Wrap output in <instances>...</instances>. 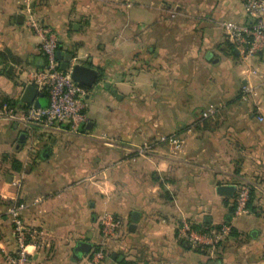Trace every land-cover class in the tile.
I'll use <instances>...</instances> for the list:
<instances>
[{
	"label": "crops",
	"instance_id": "0c3cea01",
	"mask_svg": "<svg viewBox=\"0 0 264 264\" xmlns=\"http://www.w3.org/2000/svg\"><path fill=\"white\" fill-rule=\"evenodd\" d=\"M28 1L69 64L99 76L78 131L0 116V264L16 250L8 209L20 201L35 231L30 264H264V78L254 79L260 113L240 99L245 64L221 26L250 20L242 1ZM22 2L0 0V110L19 106L25 74L45 63ZM250 62L264 68V47ZM227 183L233 193L219 194ZM239 184L250 188V210L235 216ZM104 211L122 219L115 236L101 231ZM183 220L232 230L204 249L180 235Z\"/></svg>",
	"mask_w": 264,
	"mask_h": 264
},
{
	"label": "built area",
	"instance_id": "2783aa9c",
	"mask_svg": "<svg viewBox=\"0 0 264 264\" xmlns=\"http://www.w3.org/2000/svg\"><path fill=\"white\" fill-rule=\"evenodd\" d=\"M244 13L250 18L248 22L239 23L232 20L221 21L227 39L233 44L240 55L244 69V82L240 87V99L251 101L254 108L261 113L258 102L256 77L264 78V68L251 64V58L264 47V0H241ZM28 4V0H24ZM36 17L29 13L26 17L28 27L36 31L41 38L40 47L46 56V62L42 66L30 69L25 74L26 84H34L47 99L45 105L36 106L34 103H25L23 106L6 104L0 110V116L10 117L21 122L24 126L38 125L46 130L65 129L68 131H78L80 125L87 121L85 97L88 87L74 80L70 75L71 64L63 69L56 56L58 50V39L56 33L48 26L40 24ZM264 81V80H263ZM215 105L207 106L202 114L204 116L212 113ZM258 119H264L263 114L258 115ZM162 139H167L177 146L178 140L171 135H164ZM37 142L30 141L28 148L33 149ZM142 153L147 149V145L138 148ZM16 185L19 180L13 181ZM250 188L247 184H239L234 197L233 215H241L249 212L248 200ZM23 201L13 203L9 206V213L13 222V232L16 239V250L8 254L9 264H30L28 239L35 234L34 230L26 228L21 218V211L24 208ZM122 219L114 214L104 211L100 216L101 231L104 236H115L122 225ZM232 230V223L224 221L219 226L211 229H197L188 220H183L178 231L181 236L187 239L193 246L200 248H212L227 238ZM100 251L92 254L90 263L100 256ZM133 264V263H127Z\"/></svg>",
	"mask_w": 264,
	"mask_h": 264
},
{
	"label": "water",
	"instance_id": "95a60500",
	"mask_svg": "<svg viewBox=\"0 0 264 264\" xmlns=\"http://www.w3.org/2000/svg\"><path fill=\"white\" fill-rule=\"evenodd\" d=\"M56 56L60 59L65 57V59L60 62V66L63 69L67 68L70 65L68 59L72 57V54H68L64 56L60 50H57ZM70 75L74 80L89 88L98 79L99 71L90 65L80 62H75L71 65ZM106 85H108V83H106ZM20 102L34 103V105L40 106V105H45L47 103V99L45 98L43 93L37 89V87L34 84L27 83L20 96ZM22 135L23 134H21V136ZM216 190L219 194L231 195L234 190V185L228 183L219 184L216 187ZM133 217L136 220V217L135 216ZM132 226H134V223H131L130 227ZM89 246L90 244L85 241H78L76 244V248L82 252H86L89 249Z\"/></svg>",
	"mask_w": 264,
	"mask_h": 264
},
{
	"label": "rangeland",
	"instance_id": "374dc122",
	"mask_svg": "<svg viewBox=\"0 0 264 264\" xmlns=\"http://www.w3.org/2000/svg\"><path fill=\"white\" fill-rule=\"evenodd\" d=\"M21 8H23L24 9V12L22 13L23 15H24V20H26V17H27V15L29 14V13H31V14H33L35 17H36V19H38V17L35 15V13L32 11V8H31V6H30V3L28 2V4H26L25 2H22L21 3ZM40 24H42V25H44V26H48V27H50L55 33H56V35H57V41H58V43H59V36H58V33L56 32V30L55 29H53L50 25H48V24H44V23H41V21L38 19L37 20ZM26 22V21H25ZM33 30V29H32ZM36 32V31H35ZM40 41H41V38L39 37V45H40ZM59 45V44H58ZM41 46V45H40ZM106 46H104V48H105ZM41 48V47H40ZM14 108H16V109H18L16 106L14 107ZM3 118H7V117H3ZM7 119H10V120H14V121H18V120H16V119H13V118H10V117H8ZM20 122V121H19ZM20 124H21V122H20Z\"/></svg>",
	"mask_w": 264,
	"mask_h": 264
},
{
	"label": "trees",
	"instance_id": "16d2710c",
	"mask_svg": "<svg viewBox=\"0 0 264 264\" xmlns=\"http://www.w3.org/2000/svg\"><path fill=\"white\" fill-rule=\"evenodd\" d=\"M44 56H45V55H44ZM45 62H46V56H45ZM17 103H18V102H10V103H8V104L13 105V106H17ZM19 105H20V106H23V105H25V103L20 102ZM233 206H234V202H233ZM232 210H233V207H232Z\"/></svg>",
	"mask_w": 264,
	"mask_h": 264
}]
</instances>
